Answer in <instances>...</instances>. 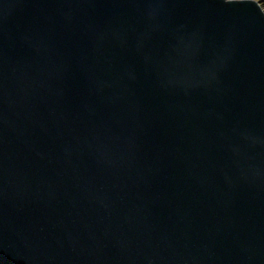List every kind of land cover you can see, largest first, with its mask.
<instances>
[{
  "label": "water",
  "instance_id": "95a60500",
  "mask_svg": "<svg viewBox=\"0 0 264 264\" xmlns=\"http://www.w3.org/2000/svg\"><path fill=\"white\" fill-rule=\"evenodd\" d=\"M0 264H264V6L0 0Z\"/></svg>",
  "mask_w": 264,
  "mask_h": 264
},
{
  "label": "rangeland",
  "instance_id": "374dc122",
  "mask_svg": "<svg viewBox=\"0 0 264 264\" xmlns=\"http://www.w3.org/2000/svg\"><path fill=\"white\" fill-rule=\"evenodd\" d=\"M252 1H261L263 3V6H264V0H252Z\"/></svg>",
  "mask_w": 264,
  "mask_h": 264
}]
</instances>
